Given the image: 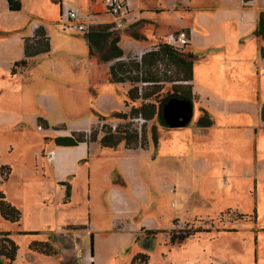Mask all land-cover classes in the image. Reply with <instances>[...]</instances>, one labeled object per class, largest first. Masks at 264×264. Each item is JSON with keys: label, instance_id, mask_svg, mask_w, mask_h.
<instances>
[{"label": "crops", "instance_id": "0c3cea01", "mask_svg": "<svg viewBox=\"0 0 264 264\" xmlns=\"http://www.w3.org/2000/svg\"><path fill=\"white\" fill-rule=\"evenodd\" d=\"M100 1L103 5V0H87V4L95 7ZM18 2L20 9L13 11L9 8L8 0H0V106L8 103V108L0 109L2 125L8 120H17L22 110L29 106L28 93H25L22 85H15L18 73H26L32 69H18L22 66L17 63L25 58L24 39L33 37L39 27H43L49 37L50 51L33 58L45 57L52 51L53 35L61 47L75 50L81 45L75 36L67 38L61 34L68 29L63 28L61 20L59 22L57 19L58 15L60 17L61 3L74 7L77 0ZM258 2L217 0L215 3H197L196 0H160L157 5H152L146 4L144 0H132V24L140 19L150 21L153 25L149 31L150 36L160 34L156 19L158 14L165 12L175 16L174 23L178 25L175 30H190L189 42L184 50L194 56L191 80L194 101L189 121L180 126L190 125L179 133V152L186 158H198L200 163L194 167L195 181L202 185L207 180L226 188L225 194L232 201L228 203L232 205L222 211L220 207L216 208L220 211L218 215L224 211L238 214L236 219L226 222L231 227H213L212 222L209 228L202 229L184 240H175L172 244L169 242V233V240L163 248L162 264H264V122L261 119V107L264 104V56L261 55L263 47L260 45L263 39L254 34L260 7L263 9L264 5L259 6ZM242 3H250L251 6L244 7ZM50 9H54V18L48 20L46 14ZM181 10L184 14L179 16ZM54 27H58V30ZM137 28L141 29V26ZM167 34L163 35V40ZM145 35L147 33L139 35L143 36L142 39H135L124 32L121 33L119 45L125 57L129 54L139 56L148 50L140 41L147 39ZM86 43L85 39L84 49L87 48ZM112 84L120 85L121 92L125 94L126 83L110 85L113 86ZM116 89L120 91L119 88ZM203 112H206L211 120L208 126H202L198 122ZM39 120L48 126V120L37 113L33 116L35 127ZM46 134L45 137L41 136L46 139V145L42 146L36 156L33 179H24L16 186L15 191L5 188L3 193L8 201L10 198L19 200V196H23L26 201L33 203L41 200L43 193L40 191L39 195L35 196L37 191L34 194L32 190L40 186L46 188L47 200L52 198L56 207L54 214L49 216L47 224L44 228L40 227L39 232L34 231L36 229L33 227L25 228L26 232H36L34 235L38 236L51 232L52 240L49 236L45 239L35 236V240H51L56 247L60 245L59 249L67 261L60 264H99L96 257L98 255V258H102V253L97 250L95 241L98 238L100 242L117 240L121 250L127 245L122 241L123 236L133 232L135 235L138 231L131 223L137 218L136 210L125 198L120 199L117 195L108 193L103 197L91 189L92 170L88 164L81 168L83 161L89 158V142L61 146L53 144L54 138H51L49 132ZM69 134L71 132L55 131L53 137ZM10 170L12 171L11 167ZM83 171L85 174H82ZM9 179L10 175L0 184V188ZM74 196H80L89 205L99 202L100 199L105 202L111 210V216H105V219L109 218L107 226L96 222L93 228L91 219H88L87 225L74 223L71 217L73 213L69 211ZM123 201L127 202L121 205ZM60 203L65 207L59 211L57 206ZM31 215H27V220ZM25 217L21 212L20 220L15 222L16 226L23 227L26 223L23 220ZM211 218L214 217H205ZM101 220L104 222V219ZM52 222L55 223L53 227L50 225ZM10 223L1 217L0 224L3 229H7L6 226ZM18 232L23 231L20 229L15 233ZM90 234L94 235L93 256L90 255L89 247V250L82 254L81 262H78L79 239L83 236L90 237ZM96 234H99L97 239ZM134 235L131 237L133 241ZM58 236H62L64 243L68 242L67 245L70 244L71 247L64 246L63 240L58 239ZM29 257L34 260L32 255ZM113 258H107L108 262L100 264L120 263L114 262Z\"/></svg>", "mask_w": 264, "mask_h": 264}, {"label": "rangeland", "instance_id": "374dc122", "mask_svg": "<svg viewBox=\"0 0 264 264\" xmlns=\"http://www.w3.org/2000/svg\"><path fill=\"white\" fill-rule=\"evenodd\" d=\"M144 1L146 4L152 5H157L160 2V0ZM196 1L197 3H207L208 1L209 3H215L217 0ZM251 1L254 0L247 2ZM257 2L259 6L264 5L263 0H257ZM243 5L244 7L251 6L250 3ZM74 7L84 16L96 14V20H100L99 24L106 25L109 30L118 32L120 40L123 32L128 36L132 33L138 35L147 33L145 35L147 39L140 40L148 48L147 51L154 49L157 44L163 43L164 34L174 32L178 28V25L174 23L175 16L172 17L170 12H165L158 14V19H156L160 31L158 35L150 36L149 31L153 28V25L150 24V21L143 19L126 28L114 30L111 18L105 14L106 8L101 1L95 7H91L87 4V0H77ZM260 8L261 11L264 10V8ZM181 14H184L182 10L179 16ZM46 18L48 20L54 18V9L47 12ZM57 19L60 22L59 15ZM137 26H141V29H138ZM54 28L58 30V27ZM61 34L67 36V38H73L71 36L78 38L81 43L80 47L75 50L61 47L56 43L55 35L52 34L54 39L52 51L45 57L40 56L28 60L25 65H21L22 68H18L25 71L32 67L29 72L18 73V80L15 82V85H22L25 93H28L27 96L30 102H28V108L22 110L17 120H8L4 125L0 124V166L7 164L12 169L10 179L2 184L0 189L3 191L5 188H11L15 191L16 186L21 183L20 181L33 179L36 156L46 143V139L41 138V136L45 137L46 133L49 132L51 138H54L53 144H56V137H53L55 131L70 133L76 130H87L88 134L90 132L97 134V140L89 141V158L83 161L81 167L83 168L88 164L92 170L91 189L99 192L103 197H106L108 193L114 196L117 195L120 199L125 198L137 213V218L131 223L138 228V231L135 235L133 232L123 236L122 241L127 245L121 250H119L117 240L100 242L99 238L97 239L99 234H96L97 250L99 252L101 250L102 253V258H98L100 256L97 255L96 262H99V264L100 262H108L107 258L114 257V262H120L119 264L131 263L136 254H142L146 255L147 259L140 256L134 264H145L144 262H147V264H162L163 248L169 240V233L180 230L192 231L196 228H209L212 222L213 227H231L226 222L236 219L235 217H238V214L224 211L218 215L220 211L216 210L220 207L222 211V209L225 210L232 205L228 203L231 200L225 194L226 188L224 185H216L207 180L204 184H199L195 181L196 179H193L194 167L200 163L198 158H195V161L193 157H183L179 152V133L190 125L188 127H163L157 115H154L151 119H144L131 114L133 107H139L144 103L158 106V99L151 97L147 100L130 101L126 92L125 94L121 92L120 85L112 84L113 86H111V83H108V67L113 61L103 62L97 56L90 57L87 43L86 49L83 46L85 44L84 35L79 32L66 30L65 33ZM260 45L264 48V39L260 42ZM130 56L134 57V55L129 54L126 60H129L128 57ZM158 69L160 75L163 72L168 75H174L175 73L174 67L168 68L162 63L158 65ZM189 84L190 82L180 81L166 83L162 90L163 93L159 97L165 96L171 86L185 89ZM138 85L139 92L142 93L149 86L148 83L142 82H139ZM132 86V83L126 82V91ZM116 88H119L120 91ZM125 101H127L126 105ZM0 107V109H6L8 103H3ZM116 112H124L127 117H114ZM37 113L48 120V126L39 120L35 127L33 116ZM99 116L105 118L99 119ZM38 129L46 133H42ZM108 130L113 132L119 130V132L126 133L131 141H128V144L122 141L114 148L102 147L99 138L103 131ZM135 135L137 138H135ZM75 137H78V133L75 134ZM140 144H143L144 147H139ZM126 146L131 149H126ZM4 174L5 171L0 168V179ZM82 174H85V172L83 171ZM46 190L41 186L34 188L33 193L35 194L37 191L35 196H38L42 191L43 197L41 200L38 199V202L33 203L30 200L26 201L23 196H19L20 201L13 200L8 196L10 198L9 202L26 216L23 219L26 222L23 227L16 226L15 223L12 224L11 222L7 224V229H3L0 224V232L14 231V233H10L9 237L15 242L17 251L11 264H60V262H67L63 258L62 250L59 249L60 245L56 247L52 243L51 232L39 236L21 234L20 232L15 233L20 229L26 232L25 228L28 227H33V229H36L34 231L39 232L40 227H45L49 216L54 214L56 208L52 198L47 200ZM74 198L69 207V211L73 213L71 217L74 223L87 225L88 219H91L93 228H95L94 224L96 222L99 224L101 222L103 223L102 226H107L109 218L105 219V216H111V210L105 202L100 199L99 202H93L89 205L80 196H74ZM127 201L121 202V205ZM57 207L60 211L65 206L60 203ZM29 213L32 215L27 220ZM207 215L214 218L205 219ZM59 218H61V215ZM101 219H104V222ZM50 225L53 227L55 223L52 222ZM141 225L143 226L140 227ZM149 229H160V231L152 233L153 231ZM132 235H134L135 241L132 240ZM35 236L38 239H45L49 236L54 252L45 255L41 253L43 251L42 246L37 247L36 250L32 248L33 246L30 248L31 241L35 240ZM92 236L94 241V235L92 234ZM3 238L4 236L0 235V244L4 243ZM58 239L63 240L62 236H58ZM130 239L131 243H129ZM79 240L77 261L81 262L82 254L89 250L90 237L83 236ZM67 243L65 242L63 245L71 247ZM70 251L73 252L71 249ZM31 255L34 260L30 259L29 256ZM0 264L10 263L0 255Z\"/></svg>", "mask_w": 264, "mask_h": 264}, {"label": "trees", "instance_id": "16d2710c", "mask_svg": "<svg viewBox=\"0 0 264 264\" xmlns=\"http://www.w3.org/2000/svg\"><path fill=\"white\" fill-rule=\"evenodd\" d=\"M10 10H19L20 3L18 0H8ZM113 28V27H112ZM115 30V29H114ZM254 34L264 39V10L260 11L258 17V23ZM88 45V54L90 57H98L103 62H112L108 67V82L109 83H126L130 82L133 86L126 91L127 98L130 101H136L138 99H150L155 97L158 100V106L151 103H144L139 107H133L131 114L136 117H142L144 119H151L154 115H157L160 124L163 127H169L163 117L164 106L172 100H179L186 102L190 105L193 104L194 95L191 88L192 80V68H193V54L186 52L183 48H173L165 43H159L154 49L149 50L137 56L127 57L124 56L123 50L119 45L120 34L108 29V26L103 24H97L90 28L89 32L83 34ZM135 39H142L143 36L138 34H131ZM50 51V40L47 36L45 29L39 27L36 29L33 37L24 39V54L25 58L17 63L25 65L28 60L41 53H48ZM261 55L264 56V48H261ZM164 64L165 67H174V75H168L163 72L159 73L158 65ZM175 81L190 82L185 89H178L177 86H171L170 90L166 92V95L159 97L163 92V87L166 83ZM148 83L147 90L142 93L139 92L138 83ZM177 85V84H176ZM125 101V105H126ZM114 117L126 118L127 114L124 112H116ZM104 116H99V119H104ZM261 119L264 122V104L261 107ZM199 124L202 126H208L211 124V120L208 118L206 112H203L199 119ZM78 133V137L75 134ZM135 138L137 136L135 135ZM156 141L155 136L153 135ZM97 140V134L87 131H74L68 136H58L55 138V143L61 146H74L80 142H89ZM122 141L128 144L131 139L126 133L116 131H103L99 138V143L102 147H117ZM127 147V146H126ZM139 147H144L140 144ZM130 148V147H127ZM135 148V147H134ZM137 148V147H136ZM1 170L5 171L4 176L0 179V184L6 181L10 175V167L8 165H1ZM67 197L69 196V189L66 191ZM0 216L9 222H18L21 218V212L18 208L12 205L5 197L3 191L0 189ZM202 231L200 228L190 230H180L178 232H171L169 242L172 244L175 240H184L197 232ZM21 234H36V232H20ZM152 233H157L152 232ZM0 235L4 236L3 244H0V255L5 257L9 263H13L15 259L17 246L15 242L9 237V232H0ZM33 246V247H32ZM43 247L45 255H49L52 251V246L49 240L46 241H31L30 248L37 249V247ZM90 255L93 256V236L90 234ZM140 256L147 259L146 255L136 254L131 264L135 263V260ZM147 264V262H144ZM93 264V263H91Z\"/></svg>", "mask_w": 264, "mask_h": 264}, {"label": "built area", "instance_id": "2783aa9c", "mask_svg": "<svg viewBox=\"0 0 264 264\" xmlns=\"http://www.w3.org/2000/svg\"><path fill=\"white\" fill-rule=\"evenodd\" d=\"M247 1L249 0H242L243 3ZM103 5L106 8L105 14L111 18L113 29H123L134 22L132 0H103ZM60 20L63 28L77 31L82 35L88 33L92 26L100 23V20H96V14L84 16L77 9L64 3L60 5ZM189 36L190 30L179 29L168 33L163 43L173 48H185L189 42Z\"/></svg>", "mask_w": 264, "mask_h": 264}, {"label": "water", "instance_id": "95a60500", "mask_svg": "<svg viewBox=\"0 0 264 264\" xmlns=\"http://www.w3.org/2000/svg\"><path fill=\"white\" fill-rule=\"evenodd\" d=\"M192 105L179 101L172 100L163 108V117L170 127L184 126L191 117Z\"/></svg>", "mask_w": 264, "mask_h": 264}]
</instances>
